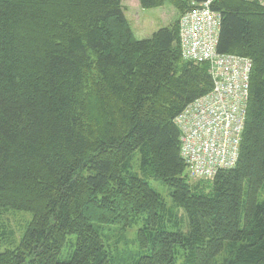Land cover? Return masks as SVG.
Wrapping results in <instances>:
<instances>
[{
  "label": "trees",
  "instance_id": "obj_1",
  "mask_svg": "<svg viewBox=\"0 0 264 264\" xmlns=\"http://www.w3.org/2000/svg\"><path fill=\"white\" fill-rule=\"evenodd\" d=\"M166 1L206 0L138 3ZM211 3L217 51L252 60L249 97L237 163L191 180L174 117L213 83L178 24L135 39L122 0H0V209L31 216L0 264H264V6ZM133 221L119 263L101 231Z\"/></svg>",
  "mask_w": 264,
  "mask_h": 264
},
{
  "label": "built area",
  "instance_id": "obj_2",
  "mask_svg": "<svg viewBox=\"0 0 264 264\" xmlns=\"http://www.w3.org/2000/svg\"><path fill=\"white\" fill-rule=\"evenodd\" d=\"M264 6V0H256ZM211 0L181 15L179 49L187 61L207 62L212 88L174 117L179 153L191 179L210 180L239 156L249 97L252 60L216 49L221 15Z\"/></svg>",
  "mask_w": 264,
  "mask_h": 264
},
{
  "label": "rangeland",
  "instance_id": "obj_3",
  "mask_svg": "<svg viewBox=\"0 0 264 264\" xmlns=\"http://www.w3.org/2000/svg\"><path fill=\"white\" fill-rule=\"evenodd\" d=\"M122 7H124L125 18H127L135 39L148 38L158 31V28L179 24L181 19L175 7L167 1L157 7L145 9L139 6L138 0H122ZM130 166L133 170L139 172L138 155L130 160ZM149 182L150 186L161 194L169 206L171 199L169 198L168 187L156 180H149ZM30 218L31 216L27 212L0 209V228L2 234H4L0 237V252L8 248L12 242L18 241ZM129 223L126 226H103L101 231L107 246H109V251L117 258L119 263H123L126 260L123 258L127 257L136 248L134 237L140 223L134 221Z\"/></svg>",
  "mask_w": 264,
  "mask_h": 264
}]
</instances>
